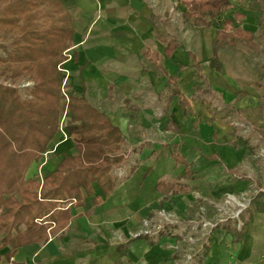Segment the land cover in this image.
<instances>
[{
    "label": "crops",
    "instance_id": "crops-1",
    "mask_svg": "<svg viewBox=\"0 0 264 264\" xmlns=\"http://www.w3.org/2000/svg\"><path fill=\"white\" fill-rule=\"evenodd\" d=\"M64 1L73 14L75 26L70 54L64 62V67L69 70L68 88L79 95L84 93L91 104L104 111L121 128L124 148L142 145L145 150L129 172L117 177V185L107 196L94 184V194H102V202L95 204L92 196L85 193L83 205L72 208L74 217L64 229L51 234L44 243L21 246L10 256L4 254L7 247L1 248L0 264H180L184 254L177 249L173 237L167 233H149L144 227L150 214L156 212L157 198L170 194L162 193L156 187L158 180L165 179L161 177L165 168L161 160L157 165V157H150L158 147L153 143L163 142L160 145L164 144L168 150L171 162L180 167L179 175L184 173L185 165L175 160L174 149L186 155L191 162L192 174L196 172L192 169L193 165L201 166L207 159L216 157L215 154L206 155L203 145L202 150L200 143L188 142L184 135L190 127L192 129L197 125L203 128L204 110L192 106L189 93L180 83L185 76L181 69L189 71L192 68L202 78L205 77L204 65L213 72H219L210 65L214 29L225 17L234 18V12L240 11L244 14L243 25L259 32L262 11L255 0L258 11L247 9L245 0H233V6L222 13L221 21L209 27L212 29L207 45L210 57L206 61L196 49L189 50L187 41L179 35L182 25L172 30L174 4L176 14L183 17L187 9L183 0ZM244 20H248L247 25ZM160 35L178 40L179 44L171 55L166 54V42ZM197 47L202 52L201 47ZM221 50L219 58L224 70ZM154 53H158L157 58ZM191 53L195 54L201 69L194 65ZM170 75L178 77V85L187 99L185 106L178 95L170 97L167 79ZM256 82L263 87V92L256 95L252 92L236 93L244 94L242 98H237L238 107H248L252 99L264 98V83L258 79ZM164 90L167 100L160 111L163 116L160 122L163 128L171 123L174 134L167 140L153 138L146 142L151 136L147 134L145 137V132H153L157 125L156 93ZM114 98L115 107L104 104V101ZM124 100H128L130 106H125ZM195 116L202 119L200 124ZM71 142L73 145L72 138ZM220 151L229 160L238 156V152ZM57 161L53 157L48 158L43 169H53ZM35 167L34 164L31 168L32 174ZM155 170L159 173L153 178L151 175ZM190 189L174 194L190 193ZM251 238L248 233L241 241H234L231 234L219 229L212 236L209 251L197 255L198 262L194 264H251L248 261L253 257ZM259 259L263 258L260 256Z\"/></svg>",
    "mask_w": 264,
    "mask_h": 264
},
{
    "label": "trees",
    "instance_id": "trees-1",
    "mask_svg": "<svg viewBox=\"0 0 264 264\" xmlns=\"http://www.w3.org/2000/svg\"><path fill=\"white\" fill-rule=\"evenodd\" d=\"M255 1L262 11L258 33L243 25L240 11L220 20L233 0L182 1L187 6L184 19L195 26L213 27L221 21L211 39L214 69L223 70L219 51L239 43L262 50L264 68V0ZM74 32V17L64 0H0V249L7 247V256L21 246L44 243L64 229L74 217L72 208L83 205L85 193L95 204L102 202V194H94V184L107 196L118 183L113 169L127 159L121 128L65 81L62 67ZM160 37L171 55L178 40ZM153 55L157 58L158 53ZM191 56L201 69L195 54ZM167 79L170 97L178 95L185 106L178 77ZM23 80L31 83L22 89L18 83ZM64 113L67 119L61 129ZM65 133L75 151H61L54 168L46 171L44 155L57 151ZM172 154L185 165L181 176L192 175L186 155L176 149ZM34 164L41 169L32 174ZM156 187L162 193H180L190 184L160 179ZM257 206L264 211L263 201ZM247 233L246 223L231 231L234 241Z\"/></svg>",
    "mask_w": 264,
    "mask_h": 264
},
{
    "label": "rangeland",
    "instance_id": "rangeland-1",
    "mask_svg": "<svg viewBox=\"0 0 264 264\" xmlns=\"http://www.w3.org/2000/svg\"><path fill=\"white\" fill-rule=\"evenodd\" d=\"M244 3L247 9L258 11V5L254 0H245ZM174 7L176 8L175 4ZM175 8L172 30L182 25L183 30L179 35L187 41L189 50L196 49L201 58L207 61L210 57L207 45L212 29L193 25L190 20L186 21L181 15L176 14ZM244 21L247 25L248 20ZM197 45L201 47L202 52ZM220 55L224 63L223 71L213 72L204 65L205 77L202 78L192 68L189 71L187 68L181 69L185 76L180 82L183 89L189 93L194 109L204 110L201 123L204 124L203 128L197 125L192 129L190 127V131L184 132V135L188 142L200 143V149L204 148L206 155L215 154L216 157L207 159L201 166L193 165L195 174L182 177L178 174L180 167L171 162L173 160L164 144L160 145L163 142L152 141L153 145L158 147L151 152L150 157H157V165L160 160L164 163L165 169L161 177L186 181L191 189L190 193L179 195L170 193L157 198L156 212L150 214L149 220L144 222V227L149 233H167L173 237L177 249L184 254L180 264H194L198 262L197 255L209 251L212 236L216 231L225 230L229 235L231 231L241 228L246 223L248 233L252 236L250 241L253 247L252 260L248 261L251 264H264V211L259 210L257 206L259 201H263L264 204V98L260 95L261 98L252 99L253 103L249 102L248 107H238V99L244 94L235 95L240 91L252 92L255 95L263 92V87L256 82L258 79L264 83V68L260 66L263 52L239 44L237 47L223 48ZM65 75L68 78L69 72L67 74L65 72ZM30 83L31 81L23 80L18 85L23 89L24 85ZM166 100L165 90L156 93L154 103L157 110V125L153 132H145V137L147 134L151 136L146 142L153 138L167 140L174 134L171 123L163 128L160 122L163 117L160 111L163 110ZM107 103L112 108L117 104L115 98L104 101V104ZM129 103L128 100H124L125 106H130ZM196 118L200 124L202 119ZM62 119L60 128L64 127L67 119L65 113ZM64 136L57 151L52 154L45 153V158L53 157L56 160L65 149L75 151L70 135ZM219 147L223 152L229 150L231 153L238 152L237 158L229 160ZM124 149L127 153L125 163L113 169L117 177L124 176L140 161L145 147L139 145ZM35 168L41 169L40 166ZM158 173L159 170H155L151 176L154 178ZM260 256L263 259H259Z\"/></svg>",
    "mask_w": 264,
    "mask_h": 264
},
{
    "label": "built area",
    "instance_id": "built-area-1",
    "mask_svg": "<svg viewBox=\"0 0 264 264\" xmlns=\"http://www.w3.org/2000/svg\"><path fill=\"white\" fill-rule=\"evenodd\" d=\"M62 69L64 70V72H66V74L69 72V70L66 67H62ZM65 76H66V78H65V81H66L67 80V75H65ZM61 129H63V128H61ZM46 153H48V152H46Z\"/></svg>",
    "mask_w": 264,
    "mask_h": 264
}]
</instances>
